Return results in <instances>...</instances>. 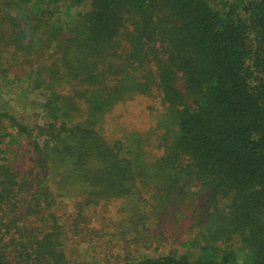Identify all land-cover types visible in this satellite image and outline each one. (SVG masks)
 <instances>
[{
    "label": "trees",
    "instance_id": "trees-1",
    "mask_svg": "<svg viewBox=\"0 0 264 264\" xmlns=\"http://www.w3.org/2000/svg\"><path fill=\"white\" fill-rule=\"evenodd\" d=\"M42 37L41 122L0 111V264H264V0L0 2L4 62Z\"/></svg>",
    "mask_w": 264,
    "mask_h": 264
},
{
    "label": "rangeland",
    "instance_id": "rangeland-1",
    "mask_svg": "<svg viewBox=\"0 0 264 264\" xmlns=\"http://www.w3.org/2000/svg\"><path fill=\"white\" fill-rule=\"evenodd\" d=\"M1 1L4 2L5 0ZM46 40V37H42L37 42L38 49L36 51L31 50L30 54L16 51L17 53L14 52L13 56L7 58V62H4L3 58H0V111L15 115L28 125L40 123L43 116V112L40 108L45 94L42 83L45 79L43 68L45 64L44 61L48 60L47 57L50 55V52H47L48 50L46 49ZM27 59H29V62H23L24 64L22 65H17V63H15ZM132 108H134L133 112L135 113H138L136 108L141 110V107L135 108V106H132ZM132 123L127 122V124ZM133 124L138 129L144 130L146 124L147 127L151 125V121L148 123V120L145 118L143 122L140 121L139 123ZM14 139L15 136L13 132H10L6 140L11 142ZM175 221L166 227L168 233H165L169 238L172 249H179L180 252L190 250L191 247L187 245L186 242L183 244L175 242L174 238L177 235L184 240L187 237L186 234H189L183 233L182 231H175ZM185 225V221H181V226ZM74 246H76V244H74ZM84 248H86L84 245L77 246V249L82 250Z\"/></svg>",
    "mask_w": 264,
    "mask_h": 264
}]
</instances>
